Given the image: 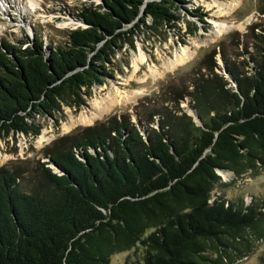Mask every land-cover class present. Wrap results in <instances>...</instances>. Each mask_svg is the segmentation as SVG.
I'll list each match as a JSON object with an SVG mask.
<instances>
[{
	"label": "trees",
	"instance_id": "obj_1",
	"mask_svg": "<svg viewBox=\"0 0 264 264\" xmlns=\"http://www.w3.org/2000/svg\"><path fill=\"white\" fill-rule=\"evenodd\" d=\"M186 3L92 0L59 41L0 37V139L37 136V114L79 106L112 70L122 36L147 19L179 29ZM187 12L203 22L199 8ZM197 29L185 18L186 34ZM133 111L136 121L112 113L56 136L40 150L46 160L0 165V264H110L115 254L119 264H233L249 251L247 233L264 237V191L216 171L236 179L264 168L261 21L228 33Z\"/></svg>",
	"mask_w": 264,
	"mask_h": 264
},
{
	"label": "rangeland",
	"instance_id": "obj_2",
	"mask_svg": "<svg viewBox=\"0 0 264 264\" xmlns=\"http://www.w3.org/2000/svg\"><path fill=\"white\" fill-rule=\"evenodd\" d=\"M90 1L92 0H0V37L16 40L22 38L24 32L32 35L37 31L46 42L49 37L53 42L59 41L65 29L82 24L75 16L76 11ZM186 1L187 8L178 10L182 17L177 24L179 29L167 28L147 19L146 25L122 36L112 57V70H108L103 81L93 85L88 94H83V101L79 106L62 104L53 116L37 114L36 119L42 124L37 136L16 133L0 139V165L27 157H42L41 148L56 136L76 127L93 124L112 113L130 112L134 119V106L141 99L157 93L161 84L178 71L191 68L207 49L225 39L228 33L238 31L242 34L253 22L261 21L264 24V17L257 11L258 0ZM195 8H199L201 13H196L202 15L203 22L198 21L196 15L187 12ZM185 18L198 22V29L192 35L184 32ZM221 26L227 28L219 31ZM182 50H186L188 58L175 67L167 68V64ZM141 55L143 60L135 68ZM216 57L221 64L218 54ZM113 95L115 102L99 111L97 106L102 103L95 102H102ZM180 105L188 111L187 100H182ZM82 116L87 120H81ZM41 160L46 158L42 157ZM216 171L222 180L234 182L233 187L246 185L247 189L264 191L263 167H259L254 173L245 172L236 179L232 178L231 171ZM228 188L231 189L230 186ZM244 201H250L247 193ZM246 238L243 242L249 251L233 264H258V255L264 253V237L256 238L249 232ZM120 256L121 254L113 255L110 264H119Z\"/></svg>",
	"mask_w": 264,
	"mask_h": 264
},
{
	"label": "bare ground",
	"instance_id": "obj_3",
	"mask_svg": "<svg viewBox=\"0 0 264 264\" xmlns=\"http://www.w3.org/2000/svg\"><path fill=\"white\" fill-rule=\"evenodd\" d=\"M230 26V25H229ZM225 29V28H227V26H221L219 29V31H221L222 29ZM188 53L186 52V50H182L181 52H180V54H178V55H176L171 61H170V63H168L167 64V68H172V67H175V65H177V64H179V63H181V62H183L184 60H186L187 58H188ZM139 60H140V62H137L136 61V63H135V68L138 66V64L139 63H141V61L143 60V56L141 55L140 57H139ZM151 71H152V69H150ZM116 93V92H115ZM117 95V94H116ZM115 102V95H113V96H109V98H106L104 101H102V102H100V101H96L95 102V104H99V103H102V104H100V105H98L97 107H98V109H99V111H102V110H104V109H106L107 107H109L112 103H114ZM81 120H87L86 119V117L85 116H82L81 118H80Z\"/></svg>",
	"mask_w": 264,
	"mask_h": 264
},
{
	"label": "water",
	"instance_id": "obj_4",
	"mask_svg": "<svg viewBox=\"0 0 264 264\" xmlns=\"http://www.w3.org/2000/svg\"><path fill=\"white\" fill-rule=\"evenodd\" d=\"M187 112H188L189 114H191V115L194 117L195 120L199 121V118H198L197 112H196V110H195L194 108H192V107L189 106V109H188ZM134 120L136 121L137 118L135 117ZM139 128H140V130H141V133L144 134V129H143L142 127H140V126H139ZM49 165L52 166L53 168H55V170L57 169L56 166L54 165V163H49Z\"/></svg>",
	"mask_w": 264,
	"mask_h": 264
}]
</instances>
